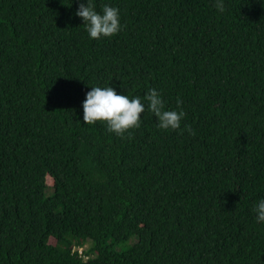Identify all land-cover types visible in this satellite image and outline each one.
Returning a JSON list of instances; mask_svg holds the SVG:
<instances>
[{
	"label": "trees",
	"instance_id": "16d2710c",
	"mask_svg": "<svg viewBox=\"0 0 264 264\" xmlns=\"http://www.w3.org/2000/svg\"><path fill=\"white\" fill-rule=\"evenodd\" d=\"M91 2L116 35L87 0H0V264H264V0ZM92 86L145 103L130 138L83 122Z\"/></svg>",
	"mask_w": 264,
	"mask_h": 264
},
{
	"label": "clouds",
	"instance_id": "9594fccd",
	"mask_svg": "<svg viewBox=\"0 0 264 264\" xmlns=\"http://www.w3.org/2000/svg\"><path fill=\"white\" fill-rule=\"evenodd\" d=\"M214 7L219 12L225 11L223 0H215ZM80 17L91 39L99 40L103 37L116 35L121 28L119 10L116 7L104 5L102 14L95 10V5L91 0L87 3H80L75 13ZM147 102V111L152 113L158 121L157 127L163 130H178L181 126L182 117L185 113L175 110H165L164 101L161 94L155 89H149L144 96ZM181 99H177V108L182 104ZM83 122L88 125L101 122L107 126V131L124 137L125 133L131 137L130 129L139 128L141 124V114L145 112V103L139 96L129 98L128 95L117 94L116 90L110 86H92L86 93L82 102ZM189 135L195 132L189 125L184 129ZM252 211L256 214L257 222H264V199L254 204Z\"/></svg>",
	"mask_w": 264,
	"mask_h": 264
},
{
	"label": "rangeland",
	"instance_id": "374dc122",
	"mask_svg": "<svg viewBox=\"0 0 264 264\" xmlns=\"http://www.w3.org/2000/svg\"><path fill=\"white\" fill-rule=\"evenodd\" d=\"M47 193L51 192V188H48V190H46ZM135 241V237L134 238H130L129 240L126 241H122L119 242L116 246L115 249L117 250H121V249H125L127 247H129L130 245H132Z\"/></svg>",
	"mask_w": 264,
	"mask_h": 264
}]
</instances>
